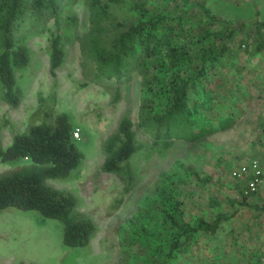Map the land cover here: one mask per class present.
Segmentation results:
<instances>
[{
	"label": "trees",
	"instance_id": "obj_1",
	"mask_svg": "<svg viewBox=\"0 0 264 264\" xmlns=\"http://www.w3.org/2000/svg\"><path fill=\"white\" fill-rule=\"evenodd\" d=\"M71 2L0 0V97L5 104L17 106L22 98L14 71L30 59L26 34L47 32V71L55 75L67 39L58 32L59 16L63 6ZM82 3L87 24L76 36L82 78L79 86L97 85L108 92L110 102H115L121 85L132 77L138 81L135 120L121 115L100 142L99 169L112 173L121 192L126 193L134 184L129 158L141 146L135 140L136 133L152 146L166 148L175 141L191 142L233 124L235 114L223 106L235 103L240 76L235 82L227 80L228 86L218 95L211 84L221 71L228 76L221 59L230 51V42L240 28L252 33V50L264 52V22L256 19L249 28L242 24L238 28L216 19L202 3L191 4L189 0H163L158 6L155 0ZM247 44H242L243 51ZM43 98L37 95L29 121L7 144L0 139V162L11 164L0 171V208L34 209L41 216L55 218L61 225L62 243L83 246L96 230L94 221L76 209L77 197L71 191L48 182L67 177L82 157L71 136L75 126L65 112L42 106ZM218 102L224 112L216 111L215 115L213 107ZM261 124L264 138V121ZM185 176L197 178L199 173L183 165L156 173L142 201L117 223L119 258L115 264H264V242L256 241L257 234L264 233V222L257 220L264 201L259 206L249 205L245 201L248 193L240 188L238 197L227 199L229 211L217 209L209 219H187L180 190ZM239 206L250 209L251 221L241 230L255 243H242L240 250L235 248L239 251L236 256L224 258L218 236L229 230L235 236L239 233L228 223ZM235 242L237 237L227 240V244Z\"/></svg>",
	"mask_w": 264,
	"mask_h": 264
},
{
	"label": "rangeland",
	"instance_id": "obj_2",
	"mask_svg": "<svg viewBox=\"0 0 264 264\" xmlns=\"http://www.w3.org/2000/svg\"><path fill=\"white\" fill-rule=\"evenodd\" d=\"M162 1L155 0V3L158 6ZM189 2L202 3L216 19L238 28V24L249 28L256 19L264 22V0ZM86 24L87 13L82 0H73L63 6L58 32L66 35L67 39L63 42V60L53 77L47 71V32L26 34L30 59L25 67L14 71L22 98L17 106L11 107L0 97V139L7 144L11 135L26 125L30 113L37 106L38 94L44 97L42 106L65 112L71 126L79 130V137L73 138V143L82 157L67 177L48 179V182L71 191L77 197L76 209L85 212L94 221L96 230L87 244L70 247L61 241L59 220L41 216L34 209L14 206L0 208V264H115L119 258L118 221L128 216L142 201L156 173L174 165L187 166L199 173L197 178L185 176L181 181L180 190L187 219L196 216L209 219L217 209L229 211L227 199L239 195L238 182L231 177L230 171L250 154L256 141L261 139L257 135L262 121L256 113L257 96L253 95L252 89L258 87L254 84L251 87L246 73V66L251 61L246 62L242 54V44L250 43V33L240 28L230 42L231 52L221 59L224 69L229 72L228 76L221 71L211 84L218 95L228 86L225 83L227 80L235 82L240 76L236 84L239 85V94L235 103L223 106L235 114L233 124L191 142L175 141L166 148L152 146L144 136L136 133L135 140L141 146L129 158L134 184L129 191L122 193L118 179L112 173L99 169L102 160L100 142L114 128L121 115L127 114L131 120H135L138 81L132 77L121 85L120 96L115 102H110L108 92L97 85L86 83L79 86L82 78L76 36L86 29ZM219 105L218 102L213 107L215 115L224 112ZM9 167L10 163L0 162V171ZM201 177L206 179L201 180ZM118 197L120 200L116 202ZM263 214L257 219L259 222L264 219ZM250 217V209L239 206V210L228 220L239 233L235 236L229 230L218 236V241L223 243L224 258L232 254L236 256L239 253L236 249L240 250L242 243L254 241L248 240L244 230H241L245 229L244 224L251 221ZM257 235L260 237L256 241L264 242V233ZM231 237H237V242L227 244ZM205 250L207 248L203 247ZM186 256L190 263L191 258Z\"/></svg>",
	"mask_w": 264,
	"mask_h": 264
},
{
	"label": "crops",
	"instance_id": "obj_3",
	"mask_svg": "<svg viewBox=\"0 0 264 264\" xmlns=\"http://www.w3.org/2000/svg\"><path fill=\"white\" fill-rule=\"evenodd\" d=\"M261 32L264 34V29H262ZM251 34L250 36H253ZM251 44L252 43L247 44V50L246 51L242 50V54L245 56L246 62L251 61V63L248 62V65L246 66L247 67L246 73H247V77L250 78L249 82L251 83V87L253 84L256 87H258L257 89L252 87L253 95L257 96L256 99L258 106L256 108L257 109L256 113L259 114L258 118H261V121H264V54L260 50L259 51L252 50L253 47ZM249 94H251L250 91ZM261 125H259L258 127L259 134L257 135L261 139L256 141V143L254 144V148L252 147V149L249 152L250 154H248L247 157L246 156L243 157L241 159L242 161L249 157H255L259 160V162L262 165H264V138L263 135H261L262 132H260L262 128ZM237 181L239 182L237 183L239 185L237 189H240L243 182L240 180ZM245 201L249 203V205L259 206L264 201V193H254V194L248 193ZM263 213H264V208L261 214ZM263 222L264 219H262L260 223L262 224Z\"/></svg>",
	"mask_w": 264,
	"mask_h": 264
},
{
	"label": "built area",
	"instance_id": "obj_4",
	"mask_svg": "<svg viewBox=\"0 0 264 264\" xmlns=\"http://www.w3.org/2000/svg\"><path fill=\"white\" fill-rule=\"evenodd\" d=\"M71 136L73 138L79 137L77 127L71 130ZM230 175L235 180L243 182L241 189L244 194L264 193V165L257 158L249 157L239 162L232 167Z\"/></svg>",
	"mask_w": 264,
	"mask_h": 264
}]
</instances>
